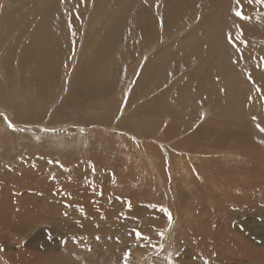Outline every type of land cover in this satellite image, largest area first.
Instances as JSON below:
<instances>
[{
    "label": "rangeland",
    "instance_id": "obj_1",
    "mask_svg": "<svg viewBox=\"0 0 264 264\" xmlns=\"http://www.w3.org/2000/svg\"><path fill=\"white\" fill-rule=\"evenodd\" d=\"M101 1L117 0L78 4L48 97L20 83L42 56L19 72V51L0 35V264H177L188 240L198 264L245 263L242 245L264 242V3L157 0L163 21L107 98L82 100L69 92ZM149 3L121 0L117 19ZM12 8L0 0V26Z\"/></svg>",
    "mask_w": 264,
    "mask_h": 264
},
{
    "label": "bare ground",
    "instance_id": "obj_2",
    "mask_svg": "<svg viewBox=\"0 0 264 264\" xmlns=\"http://www.w3.org/2000/svg\"><path fill=\"white\" fill-rule=\"evenodd\" d=\"M27 1L28 0H13L14 8L10 9L9 12L5 14L7 18L9 16L10 22L7 23L6 19H2L3 22H1L2 24L0 26V35L9 38V42L12 44L11 46L19 51L17 56L20 61L19 72L29 71L25 65L27 60L29 58L31 59L30 56H33L32 54L37 53L42 56L43 60L40 64H34L32 68H29L32 76H26V79L24 78V81L20 80V83H24V85L30 88L29 91L38 94L40 97H48L51 94L49 87H59L62 81L60 78L56 79L53 76V72L59 73L62 70V72L65 73V71H63V65L65 64L64 59L68 53L72 51V44L75 40L70 28L75 26L77 20L76 11L78 13V4L80 5L81 0H37L38 2L31 3L32 5L29 6V8L22 5H26ZM146 1H152V3L147 5L150 9L146 12L137 9L132 15L131 20H129V23L122 16H118L120 20L117 19L116 13L120 7L121 0L113 2L110 6H107V2L102 4L101 1V3H98V6L105 7L102 14H99V18L94 24L95 27L91 29L90 46L85 54L87 60L78 68L76 74H74L73 87L69 92L70 96L72 95L74 98H92L91 100L107 98L110 93L109 90L117 83L115 81L120 74H117V69H119V67L123 68L124 63L127 65L129 62L128 57L131 56L130 54L138 50L137 46L139 47L143 40L146 41V38L148 39L149 36L155 33L159 27V23L163 21L162 16L160 20V16L157 12V0ZM252 4L253 0L249 2V5ZM25 16L29 17V21L32 22V30H30L29 34L22 26L25 18L27 19ZM167 16H170V14L168 13ZM34 21H38L39 23L33 25ZM45 22L49 24V29L52 31L51 35H49L51 37L50 39L47 38L46 35L40 37L41 30L39 29ZM260 22H263L260 26L264 33V20L261 19ZM6 23L12 29L17 28V31L14 33V30H12V32L7 35L8 31H6L4 27ZM120 24L126 25L122 28V32H119L121 28ZM23 31H26L28 35H26V33L24 35ZM43 33L44 32L41 34ZM2 42L3 41H0V45ZM38 43H42L43 49L37 47ZM5 47H7V45ZM30 50H32V52H30ZM43 52L46 54V57L43 55ZM136 54L137 53H135V55ZM48 62L53 64L55 69L50 68L49 71L46 72L45 65ZM1 63L3 64V69L8 73V69L10 68L9 65L6 63L4 64L3 61H1ZM147 65L146 67H148ZM2 75L5 76L3 72ZM10 76L13 77L11 74ZM11 77L9 78L15 82V79ZM72 97V101H75Z\"/></svg>",
    "mask_w": 264,
    "mask_h": 264
},
{
    "label": "crops",
    "instance_id": "obj_3",
    "mask_svg": "<svg viewBox=\"0 0 264 264\" xmlns=\"http://www.w3.org/2000/svg\"><path fill=\"white\" fill-rule=\"evenodd\" d=\"M191 240L181 244L182 250L177 264H198L195 257L191 255ZM240 253L247 259L243 264H264V242L257 244H243Z\"/></svg>",
    "mask_w": 264,
    "mask_h": 264
},
{
    "label": "snow or ice",
    "instance_id": "obj_4",
    "mask_svg": "<svg viewBox=\"0 0 264 264\" xmlns=\"http://www.w3.org/2000/svg\"><path fill=\"white\" fill-rule=\"evenodd\" d=\"M236 2H237V4L239 5L240 0H236ZM249 2H252V0H249ZM257 2H259V3H264V0H257ZM242 8H243V6L240 5L239 10H236L235 14H236L237 16L241 17L242 19H249V17L244 16L243 11H242ZM229 41H230V42H233V41H232V37H231V35H229ZM233 43H234V42H233ZM245 43H246V42H245ZM261 59L264 60V57H261ZM249 79L251 80V75H250V74H249ZM253 119L255 120V119H257V118H256V117H253ZM9 127H14V125H12L11 122H9ZM257 127L260 128L261 131H264V127H261L259 124L257 125ZM129 207H131V204H130V203H129ZM65 214H67V213H65ZM168 218H169V220L171 221V214H170V213H169ZM163 234H164L163 232L159 233V235H163ZM136 236H137V237H143V233H142L141 231L137 230V231H136ZM98 238H99V237H97V239H98ZM130 254H131V250H129V252L125 253V256L127 257V256H129ZM125 264H127V260H125Z\"/></svg>",
    "mask_w": 264,
    "mask_h": 264
}]
</instances>
